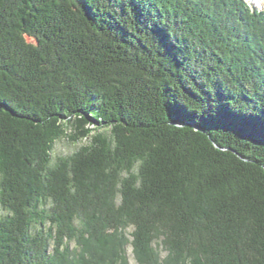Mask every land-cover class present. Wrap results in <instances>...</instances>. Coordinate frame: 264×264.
Returning <instances> with one entry per match:
<instances>
[{"label":"trees","instance_id":"16d2710c","mask_svg":"<svg viewBox=\"0 0 264 264\" xmlns=\"http://www.w3.org/2000/svg\"><path fill=\"white\" fill-rule=\"evenodd\" d=\"M0 206V264H264V10L0 0Z\"/></svg>","mask_w":264,"mask_h":264},{"label":"rangeland","instance_id":"374dc122","mask_svg":"<svg viewBox=\"0 0 264 264\" xmlns=\"http://www.w3.org/2000/svg\"><path fill=\"white\" fill-rule=\"evenodd\" d=\"M247 3L250 4V6L257 7L260 10H264V0H245ZM79 145H81V142L72 143L69 142L66 138H61L57 140L54 144V148L52 151V156L55 157L57 155H66L74 151ZM4 210L0 206V214H3ZM129 231V229H127ZM126 259L128 264H138L134 258L132 247L127 244L126 245ZM109 255V252H106L105 256Z\"/></svg>","mask_w":264,"mask_h":264},{"label":"water","instance_id":"95a60500","mask_svg":"<svg viewBox=\"0 0 264 264\" xmlns=\"http://www.w3.org/2000/svg\"><path fill=\"white\" fill-rule=\"evenodd\" d=\"M216 147H218L216 144H215Z\"/></svg>","mask_w":264,"mask_h":264}]
</instances>
